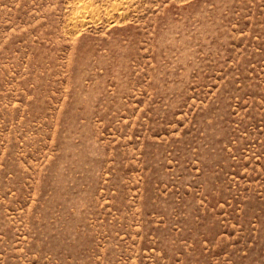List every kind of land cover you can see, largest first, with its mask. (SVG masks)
<instances>
[{
	"label": "rangeland",
	"instance_id": "obj_1",
	"mask_svg": "<svg viewBox=\"0 0 264 264\" xmlns=\"http://www.w3.org/2000/svg\"><path fill=\"white\" fill-rule=\"evenodd\" d=\"M0 264H264V0H0Z\"/></svg>",
	"mask_w": 264,
	"mask_h": 264
}]
</instances>
